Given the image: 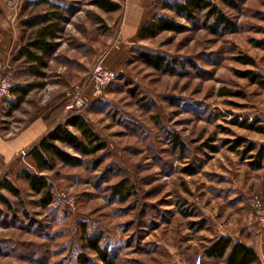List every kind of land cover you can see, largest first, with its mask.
<instances>
[{
  "label": "rangeland",
  "instance_id": "374dc122",
  "mask_svg": "<svg viewBox=\"0 0 264 264\" xmlns=\"http://www.w3.org/2000/svg\"><path fill=\"white\" fill-rule=\"evenodd\" d=\"M103 1L120 9L107 12ZM143 1L150 8L147 18L152 11L186 31L163 32L133 49L100 94L92 72L101 61L106 66L127 0H24L12 14L22 36L17 53L39 30L25 21L55 14L63 21L42 76L12 59L13 85L36 88L18 111L6 114L1 136L17 134L29 115L43 114L56 126L75 111L108 148L81 157L59 144L81 163L57 162L43 173L55 198L46 208L13 175L22 199L6 194L15 212L0 205V264H79L82 255L90 264H106L87 246L95 237L108 249L110 264H226L205 256L221 236L252 246L264 264V226L252 206L258 197L264 207V168L250 165L264 147V133L240 125L264 127V87L239 74L264 77V48L256 44L264 41V0H244L239 9L209 0L237 24L236 32L221 35L202 28L204 15L194 24L163 9L167 1L185 0ZM136 49L187 64L178 65L180 74L165 75L137 60ZM244 57L254 66L243 64ZM79 96L84 105L77 107ZM251 144L257 150L248 152ZM22 152V166L36 172ZM122 180L132 187L126 202L113 200L111 191Z\"/></svg>",
  "mask_w": 264,
  "mask_h": 264
},
{
  "label": "trees",
  "instance_id": "16d2710c",
  "mask_svg": "<svg viewBox=\"0 0 264 264\" xmlns=\"http://www.w3.org/2000/svg\"><path fill=\"white\" fill-rule=\"evenodd\" d=\"M228 7L239 9L244 0H219ZM102 8L107 12H115L120 9L117 4H111L103 1ZM163 9L172 12L175 16L182 18L188 22L198 24L204 17L202 28L208 30L214 35H221L225 33H234L237 30V24L230 20L218 6L209 0H185L171 2L167 1L163 4ZM152 12V11H151ZM147 20L143 23L139 30V40H150L159 36L163 32L182 33L186 31V27L177 23L175 20L165 17L157 13H151ZM63 16L55 15H39L26 21L29 26H37L39 30L36 33V38L28 45L20 49L18 58H26L32 63L30 68L31 72L36 76H42V69L47 66L46 58L54 51V40L61 32V22ZM210 21H213L211 24ZM257 46L264 48V41H257ZM137 60L146 66L159 71L165 75H178V65L185 67L186 62H179L178 60H171L162 54H153L140 49H136ZM245 65L254 66V60L250 57L240 59ZM241 76L249 79L253 84L264 87V77L259 73L253 71L240 72ZM36 88L35 85L26 87L14 86L13 94L16 100L10 102L8 114L11 115L15 110L21 107L25 98L31 91ZM133 93V89L130 90ZM240 125L248 130L264 133V127H256L253 123H240ZM71 128L75 129L74 133ZM176 145L180 148L181 143L175 138ZM71 148L75 154L81 157H90L107 150L108 146L100 136L93 130L89 121L83 114L78 112L71 113L65 123L57 125L52 129L40 142L34 146L29 152L28 156L31 157L36 172L23 168L18 174L19 180L25 181L29 188L36 194L40 195L38 204L46 208L52 205L55 201L52 187L47 177L43 175L44 172L53 171L57 166V162L65 165L77 166L80 165L81 160L78 156L66 152L60 145ZM257 150L255 144L248 147V152ZM250 165L253 169L259 170L264 168V147L252 157ZM101 161H96L95 165L99 166ZM196 171H191L195 174ZM132 187L129 185L128 180H122L118 184L111 187L113 200L119 202H126L130 196ZM10 195L17 199L19 202L22 199L21 190L8 179L0 182V205L15 212V207L10 198ZM101 238L87 239V246L90 248L100 260L109 263L110 253L108 249L100 245ZM205 256L208 259L225 260L226 264H261L260 258L256 250L249 245L239 241H234L230 237L221 236L212 241L211 245L205 250ZM91 261L82 255L79 257V264H90Z\"/></svg>",
  "mask_w": 264,
  "mask_h": 264
},
{
  "label": "crops",
  "instance_id": "0c3cea01",
  "mask_svg": "<svg viewBox=\"0 0 264 264\" xmlns=\"http://www.w3.org/2000/svg\"><path fill=\"white\" fill-rule=\"evenodd\" d=\"M124 10L125 13L118 34L119 38L104 59L106 66L114 71L120 70L125 65L130 52L146 41L139 40L138 35L141 26L147 20L150 10L149 6L143 0H127ZM13 15L17 16V14ZM13 15L6 9L5 4L0 6V61L6 62L12 67V59L17 58L16 60H24L31 68L33 64L28 62L26 58H18L19 53L17 52L22 36L19 23ZM25 25H27L26 21ZM16 97L13 94L10 102H14ZM10 102L7 103L2 114H0V118L3 117L0 120V130H2L1 128L4 124L2 122L6 120V114L9 115L6 110H9ZM23 124L17 134L12 136H1L0 134V182L8 179L14 183L12 180L13 175L17 177L18 172L26 168L22 166L19 154L22 151H27L26 159H30L31 157L28 154L31 149L57 126L49 124L43 114L29 115V119Z\"/></svg>",
  "mask_w": 264,
  "mask_h": 264
},
{
  "label": "built area",
  "instance_id": "2783aa9c",
  "mask_svg": "<svg viewBox=\"0 0 264 264\" xmlns=\"http://www.w3.org/2000/svg\"><path fill=\"white\" fill-rule=\"evenodd\" d=\"M24 0H7L6 7L12 14H18ZM151 2H158L161 0H149ZM117 72L108 69L103 61L97 63L92 72V78L96 83L97 93H101L113 80L117 78ZM13 70L6 62L0 61V114H2L7 103L13 96ZM84 105L82 96L77 98L76 106ZM26 155L25 152H22ZM253 208L257 211V219L261 226H264V207L257 197L252 201ZM200 263V259H199Z\"/></svg>",
  "mask_w": 264,
  "mask_h": 264
}]
</instances>
